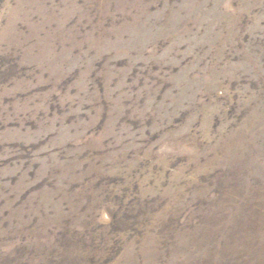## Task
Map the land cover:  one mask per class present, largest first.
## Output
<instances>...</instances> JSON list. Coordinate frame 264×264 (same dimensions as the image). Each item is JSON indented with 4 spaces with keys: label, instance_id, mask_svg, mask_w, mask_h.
<instances>
[{
    "label": "rangeland",
    "instance_id": "obj_1",
    "mask_svg": "<svg viewBox=\"0 0 264 264\" xmlns=\"http://www.w3.org/2000/svg\"><path fill=\"white\" fill-rule=\"evenodd\" d=\"M0 264H264V0H0Z\"/></svg>",
    "mask_w": 264,
    "mask_h": 264
}]
</instances>
